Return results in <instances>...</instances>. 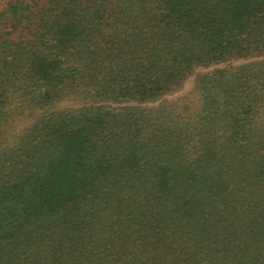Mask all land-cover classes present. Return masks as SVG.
I'll use <instances>...</instances> for the list:
<instances>
[{
    "label": "trees",
    "instance_id": "obj_1",
    "mask_svg": "<svg viewBox=\"0 0 264 264\" xmlns=\"http://www.w3.org/2000/svg\"><path fill=\"white\" fill-rule=\"evenodd\" d=\"M0 264H264V0H0Z\"/></svg>",
    "mask_w": 264,
    "mask_h": 264
},
{
    "label": "rangeland",
    "instance_id": "obj_2",
    "mask_svg": "<svg viewBox=\"0 0 264 264\" xmlns=\"http://www.w3.org/2000/svg\"><path fill=\"white\" fill-rule=\"evenodd\" d=\"M206 71H209V70L199 69V70L197 71V74H202V73H205ZM194 79H195V76L190 77V78H189V79L183 84L182 88H181L178 92H176V93H174V94H172V95L166 97V100H167V101L176 100L177 98H179V97H181V96H183V95L189 93V92L191 91L192 87H193ZM23 125H24V124H22V122H21V123L19 122V124H15L14 127H13L11 130H17V131H18L20 128L23 127Z\"/></svg>",
    "mask_w": 264,
    "mask_h": 264
}]
</instances>
